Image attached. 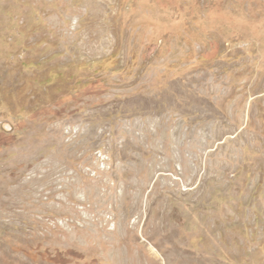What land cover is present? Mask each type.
<instances>
[{"label": "rangeland", "instance_id": "rangeland-1", "mask_svg": "<svg viewBox=\"0 0 264 264\" xmlns=\"http://www.w3.org/2000/svg\"><path fill=\"white\" fill-rule=\"evenodd\" d=\"M0 264H264V0H0Z\"/></svg>", "mask_w": 264, "mask_h": 264}]
</instances>
